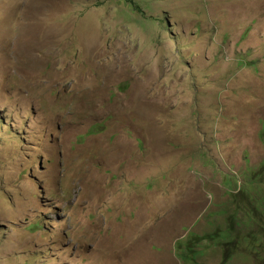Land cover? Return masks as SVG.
Wrapping results in <instances>:
<instances>
[{
  "label": "rangeland",
  "instance_id": "obj_1",
  "mask_svg": "<svg viewBox=\"0 0 264 264\" xmlns=\"http://www.w3.org/2000/svg\"><path fill=\"white\" fill-rule=\"evenodd\" d=\"M263 197L264 0H0V264H262Z\"/></svg>",
  "mask_w": 264,
  "mask_h": 264
},
{
  "label": "trees",
  "instance_id": "obj_2",
  "mask_svg": "<svg viewBox=\"0 0 264 264\" xmlns=\"http://www.w3.org/2000/svg\"><path fill=\"white\" fill-rule=\"evenodd\" d=\"M102 128H101V126H99V127H93L91 130H92V132H98V131H100ZM256 177H261L260 175H256ZM255 177V178H256ZM231 183V179H228L227 181H225L224 182V186H226L227 184H230ZM234 199H235V201H236V198L235 197H233ZM264 198V197H263ZM259 200V202H258V204H257V206L258 207H255V210H256V212H257V214L260 216H264V210H263V208H262V204L260 203V201H261V199H258ZM262 201H263V203H264V199H262ZM227 203V202H226ZM226 203L224 204V205H226ZM230 203V202H229ZM236 204H237V207H239L240 205H239V200L237 199V201H236ZM216 207V210L214 211V214L215 215H218V211L220 210V209H217V207H219V206H215ZM223 210H225V208L223 209ZM237 214V216H235V215H232V216H234L233 217V221L234 220H237L236 218H238V219H240V217H239V214L238 213H236ZM226 215H225V219H226ZM262 218H264V217H262ZM258 220V219H257ZM233 226H235V224L233 223L232 225H231V227H233ZM261 229H263L262 231L264 232V226H262V228ZM216 231H214L213 233H215V235H209L210 236V238L211 239H213L214 241H217V242H220V244L219 245H221V244H223L225 241L222 239V236H216L218 233H220V230L221 229H219V226L215 229ZM207 240H208V237H204V236H202V235H196L195 234V236H194V239L193 240H189L188 242L189 243H186V244H184V249L183 250H181L180 251V253H178V256L180 257V259L181 260H183V262L184 263H190V264H196V262H195V260H191V259H193L194 258V256H193V254H194V252L195 251H198L197 249L202 245V244H204V243H206L207 242ZM226 244V243H225ZM236 244H238V243H236ZM246 245H248V241H247V244ZM256 246L258 247V245H257V243H256V241L254 242V246H253V250L255 251L256 250ZM180 249H181V247H179ZM177 252H179V251H177ZM202 252H200V254H201ZM226 258H228L227 256H226ZM262 264H264V259H262Z\"/></svg>",
  "mask_w": 264,
  "mask_h": 264
}]
</instances>
